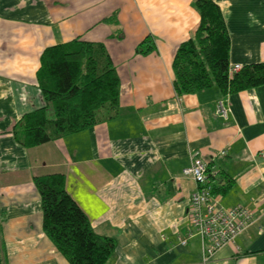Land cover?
I'll return each instance as SVG.
<instances>
[{"label": "crops", "instance_id": "1", "mask_svg": "<svg viewBox=\"0 0 264 264\" xmlns=\"http://www.w3.org/2000/svg\"><path fill=\"white\" fill-rule=\"evenodd\" d=\"M229 34V63L264 61V0H213ZM194 0H0V264H70L42 228L33 176L61 173L93 229L114 238L107 264H264V84L176 95L173 57L200 21ZM101 42L120 80L118 113L35 146L14 129L43 105V49ZM147 41L144 42V40ZM223 100L226 119L215 112ZM209 160L224 206L252 223L202 258L186 218L192 152ZM223 151V152H222ZM185 239V243L181 240Z\"/></svg>", "mask_w": 264, "mask_h": 264}, {"label": "trees", "instance_id": "2", "mask_svg": "<svg viewBox=\"0 0 264 264\" xmlns=\"http://www.w3.org/2000/svg\"><path fill=\"white\" fill-rule=\"evenodd\" d=\"M200 21L173 57L176 95L216 85L223 93L264 84V61L229 73V34L213 0H194ZM147 39L144 40V42ZM43 105L22 116L14 129L23 146H35L88 128L118 113L120 80L101 42L78 38L47 46L36 72ZM210 170V169H209ZM212 192L223 191L220 177ZM42 228L70 264H107L116 242L96 232L65 188L61 173L33 176Z\"/></svg>", "mask_w": 264, "mask_h": 264}, {"label": "built area", "instance_id": "3", "mask_svg": "<svg viewBox=\"0 0 264 264\" xmlns=\"http://www.w3.org/2000/svg\"><path fill=\"white\" fill-rule=\"evenodd\" d=\"M241 67L240 63H230L229 73ZM215 112L226 119L229 108L223 100H218ZM184 171L195 182V189L189 194L186 218L201 238L202 258L205 261L222 245L233 242L252 223L253 212L242 204L224 206L215 200L212 192L215 174L209 170V160L197 151L192 152L190 165ZM181 242L185 243V239Z\"/></svg>", "mask_w": 264, "mask_h": 264}]
</instances>
